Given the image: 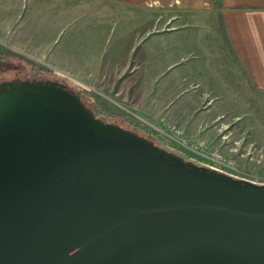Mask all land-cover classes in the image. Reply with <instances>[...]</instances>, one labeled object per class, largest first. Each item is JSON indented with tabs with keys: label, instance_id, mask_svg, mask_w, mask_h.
I'll use <instances>...</instances> for the list:
<instances>
[{
	"label": "water",
	"instance_id": "95a60500",
	"mask_svg": "<svg viewBox=\"0 0 264 264\" xmlns=\"http://www.w3.org/2000/svg\"><path fill=\"white\" fill-rule=\"evenodd\" d=\"M0 264H264V184L105 123L55 85L5 83Z\"/></svg>",
	"mask_w": 264,
	"mask_h": 264
},
{
	"label": "crops",
	"instance_id": "0c3cea01",
	"mask_svg": "<svg viewBox=\"0 0 264 264\" xmlns=\"http://www.w3.org/2000/svg\"><path fill=\"white\" fill-rule=\"evenodd\" d=\"M102 3L122 16L124 24L140 32L118 42L112 55L108 48L91 44L84 74H79L62 47L47 49L59 71L69 69L76 78L84 77L87 87L123 94L122 100L136 103L131 108L143 116L160 126L176 124L187 137L202 138L211 147L220 143L212 125L220 127L237 120L236 113L225 117L235 110L223 99L232 91L229 80L223 77L222 59L226 58L235 72L240 63L251 82L264 92V0ZM218 13L223 16L231 49L217 32ZM211 18L214 23L208 21ZM182 38L187 42L181 43ZM177 149L181 153L177 154L188 160L201 159L195 153Z\"/></svg>",
	"mask_w": 264,
	"mask_h": 264
},
{
	"label": "rangeland",
	"instance_id": "374dc122",
	"mask_svg": "<svg viewBox=\"0 0 264 264\" xmlns=\"http://www.w3.org/2000/svg\"><path fill=\"white\" fill-rule=\"evenodd\" d=\"M208 21L214 23L212 18ZM123 22V17L103 6L102 0H0V87L5 83H29L55 85L67 93L74 91L69 94L103 122L115 124L168 152L181 154L177 148H183L174 133L168 140L158 129L174 126L187 137L182 127L173 123L160 126L131 108L136 103L123 101L125 95L87 87L84 77L76 78L69 69L59 71L47 51L49 47L50 50L62 47L79 74H84L91 44L108 48L112 55L118 42L140 32ZM186 42L182 38L181 43ZM222 63L223 77L229 80L232 91L223 99L235 110L225 117L236 113L237 120L231 119L225 126L212 125L220 140L216 147L235 160L241 177L252 180L264 173V94L251 91L241 72L228 67L226 58ZM227 133H230L228 140L223 142L222 134ZM231 148L235 150L230 151Z\"/></svg>",
	"mask_w": 264,
	"mask_h": 264
},
{
	"label": "built area",
	"instance_id": "2783aa9c",
	"mask_svg": "<svg viewBox=\"0 0 264 264\" xmlns=\"http://www.w3.org/2000/svg\"><path fill=\"white\" fill-rule=\"evenodd\" d=\"M160 134L167 138H173L172 133L180 140V145L183 149L197 154L201 159H199L196 163L199 165H204L208 169H212L219 172H224L233 178L245 179L240 176V171L236 167V162L231 157H227L219 147H211L206 143V141L202 138H190L184 137L182 130H176L174 126H171L167 130H161ZM222 133V131H220ZM230 133L222 134V141H227ZM235 149H230V151H234ZM262 158V157H260ZM253 183L264 184V173L263 175H258L252 180H249Z\"/></svg>",
	"mask_w": 264,
	"mask_h": 264
},
{
	"label": "trees",
	"instance_id": "16d2710c",
	"mask_svg": "<svg viewBox=\"0 0 264 264\" xmlns=\"http://www.w3.org/2000/svg\"><path fill=\"white\" fill-rule=\"evenodd\" d=\"M216 23H217V32L219 33V37L222 39L223 43L229 47L231 49V45H230V41L227 35V30L225 28V23H224V19L223 16L218 13L216 15ZM237 67L239 69V71L241 72V74L244 76V78L247 80L249 88L251 89V91L258 93V94H264V92L260 91L249 79V76H247L246 72L244 71V69L242 68V66H240V63L237 62ZM69 93L73 94L74 91H69Z\"/></svg>",
	"mask_w": 264,
	"mask_h": 264
}]
</instances>
